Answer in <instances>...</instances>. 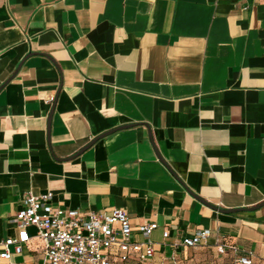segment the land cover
Instances as JSON below:
<instances>
[{"label":"crops","instance_id":"0c3cea01","mask_svg":"<svg viewBox=\"0 0 264 264\" xmlns=\"http://www.w3.org/2000/svg\"><path fill=\"white\" fill-rule=\"evenodd\" d=\"M29 192L157 222L149 264L203 229L264 264V0H0V241ZM25 231L0 264H45Z\"/></svg>","mask_w":264,"mask_h":264},{"label":"built area","instance_id":"2783aa9c","mask_svg":"<svg viewBox=\"0 0 264 264\" xmlns=\"http://www.w3.org/2000/svg\"><path fill=\"white\" fill-rule=\"evenodd\" d=\"M54 99L51 97L48 101ZM52 197V192L27 194L25 207L15 216L22 236L0 241V260L10 261L14 254L23 252V243L28 238L25 230L29 226L36 227L38 237L45 244V264H149L153 260L156 249L150 236L158 228L157 222L140 227L145 236L141 241L135 239L130 216L123 208L82 213L78 209L51 205ZM169 235V230L164 232V237ZM210 236V229L199 230L185 236L181 244L197 248L207 244ZM215 246L220 254L231 252L233 264H253L251 251L243 253L238 246L220 238ZM173 263L177 264L178 260L174 258Z\"/></svg>","mask_w":264,"mask_h":264},{"label":"rangeland","instance_id":"374dc122","mask_svg":"<svg viewBox=\"0 0 264 264\" xmlns=\"http://www.w3.org/2000/svg\"><path fill=\"white\" fill-rule=\"evenodd\" d=\"M177 264H232V261L229 256L220 254L212 248L199 246L193 248Z\"/></svg>","mask_w":264,"mask_h":264},{"label":"water","instance_id":"95a60500","mask_svg":"<svg viewBox=\"0 0 264 264\" xmlns=\"http://www.w3.org/2000/svg\"><path fill=\"white\" fill-rule=\"evenodd\" d=\"M121 127H127V126H121ZM109 133H110V132H107V133L103 134L102 136H106V135L109 134ZM91 144H92V143H90L89 146H90ZM89 146H88V147H89ZM226 211H234V210H226Z\"/></svg>","mask_w":264,"mask_h":264}]
</instances>
